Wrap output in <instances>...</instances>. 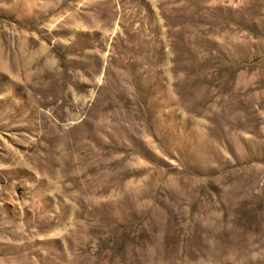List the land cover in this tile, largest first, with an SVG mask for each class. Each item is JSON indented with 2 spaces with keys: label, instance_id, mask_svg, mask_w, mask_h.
Segmentation results:
<instances>
[{
  "label": "rangeland",
  "instance_id": "obj_1",
  "mask_svg": "<svg viewBox=\"0 0 264 264\" xmlns=\"http://www.w3.org/2000/svg\"><path fill=\"white\" fill-rule=\"evenodd\" d=\"M0 264H264V0H0Z\"/></svg>",
  "mask_w": 264,
  "mask_h": 264
}]
</instances>
